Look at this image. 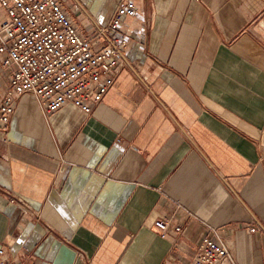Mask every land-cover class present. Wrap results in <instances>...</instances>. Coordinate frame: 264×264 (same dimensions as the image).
Wrapping results in <instances>:
<instances>
[{
    "label": "crops",
    "instance_id": "crops-1",
    "mask_svg": "<svg viewBox=\"0 0 264 264\" xmlns=\"http://www.w3.org/2000/svg\"><path fill=\"white\" fill-rule=\"evenodd\" d=\"M59 1L94 48L125 40V66L90 113L18 98L0 130L3 259L192 264L214 228L234 264H264V0H131L107 34L122 0ZM160 218L181 232L161 238Z\"/></svg>",
    "mask_w": 264,
    "mask_h": 264
},
{
    "label": "built area",
    "instance_id": "built-area-1",
    "mask_svg": "<svg viewBox=\"0 0 264 264\" xmlns=\"http://www.w3.org/2000/svg\"><path fill=\"white\" fill-rule=\"evenodd\" d=\"M135 13L134 2L122 0L100 33L116 30ZM126 44L122 39L94 48L59 0H0V68L9 73V87L0 103V130L7 131L24 94L34 96L45 115L67 103L90 113L125 66ZM153 228L161 238L182 230L162 218L154 221ZM3 254L0 249V264H14ZM225 262L234 264L232 254L218 230L209 228L197 244L192 264Z\"/></svg>",
    "mask_w": 264,
    "mask_h": 264
}]
</instances>
